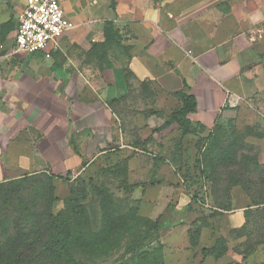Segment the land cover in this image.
Returning <instances> with one entry per match:
<instances>
[{
	"label": "crops",
	"instance_id": "0c3cea01",
	"mask_svg": "<svg viewBox=\"0 0 264 264\" xmlns=\"http://www.w3.org/2000/svg\"><path fill=\"white\" fill-rule=\"evenodd\" d=\"M25 1L0 0V173L7 179L74 172L97 153L123 148L117 134L131 90L151 99L163 119L181 105L176 92L194 95L187 117L208 133L226 114L229 91L260 73L264 0H191L180 14L160 0H58L74 27L32 54L14 50ZM231 212L239 226L244 210Z\"/></svg>",
	"mask_w": 264,
	"mask_h": 264
},
{
	"label": "rangeland",
	"instance_id": "374dc122",
	"mask_svg": "<svg viewBox=\"0 0 264 264\" xmlns=\"http://www.w3.org/2000/svg\"><path fill=\"white\" fill-rule=\"evenodd\" d=\"M160 1L180 14L189 9L185 4L191 0ZM261 58L260 73H253L241 80L242 86L229 91L226 114L217 123L222 141L236 146L234 165L220 166L209 177H203L200 171L205 166L196 163L200 157L198 136H181L177 128L151 134L150 130L161 123L160 118L150 114L155 104L131 90L123 106L127 119L119 121L121 134H117L123 148L89 157L90 161L71 172L67 180L54 179L55 199L49 205L46 197L50 192L43 188L47 181L43 174L27 176L22 194L36 198L32 210L40 214H56L66 207L70 197H76L88 210L95 229L100 227L104 197L113 214L136 208L138 215L158 222L159 229L150 233L142 250L160 242L164 264H264V55ZM148 136L149 141L139 142ZM71 148L77 151L74 143ZM3 177L4 172L0 180ZM237 178L242 185L231 186L229 180ZM192 194L195 199H191ZM217 201L230 203L232 209L217 208ZM2 210L7 209L0 200V216ZM232 210H244L245 219L239 226ZM217 238L223 239L220 245L225 253L219 258L204 254L202 248L212 246ZM126 242L122 240L118 248L99 257H84V262L117 264L130 256L124 250Z\"/></svg>",
	"mask_w": 264,
	"mask_h": 264
},
{
	"label": "trees",
	"instance_id": "16d2710c",
	"mask_svg": "<svg viewBox=\"0 0 264 264\" xmlns=\"http://www.w3.org/2000/svg\"><path fill=\"white\" fill-rule=\"evenodd\" d=\"M111 7L114 8V2H111ZM106 31L111 33L115 30L111 25ZM175 94L181 105L164 119L159 117L156 110L150 111V114L161 119V123L150 130L151 134L165 130L171 132L177 128L181 136L188 134L198 136L196 146L200 157L196 163L205 166L200 171L203 177H209V173H215V169L220 166L234 165L237 162L236 146L222 141L221 127L217 123L214 124L202 139V136L200 137L202 128L198 130L192 127L187 117L196 106L194 95L183 90ZM149 139V136L140 138L139 142L146 143ZM73 152L77 153L75 149ZM70 173V169L64 174L45 171L25 173L17 178L3 177L0 180V200H3L7 209L2 210L0 216V264H86L84 257H99L118 248L124 239L127 240L125 253L130 256L121 259L117 264H164L163 245L160 242H157L155 247L142 250L144 243L150 238V233L159 229V224L156 220L138 215L136 208H130L126 213L113 214L110 207L108 209V199L104 197L101 202V221L98 229L93 227L88 210L76 197H70L66 207L56 214L49 212L40 214L39 211L32 210L36 198L28 199L22 194L27 176L43 174L47 179L43 188L50 192L49 198L46 197L49 205L55 199L52 196L55 189L53 180L56 178L67 180ZM229 181L231 186L242 185L240 178ZM37 192L38 190L34 193ZM195 197V194L191 195V199ZM216 203L217 208L232 209L230 203L222 201ZM9 207L11 210H8ZM195 227L199 230V225ZM222 241V238H217L212 246L202 248V252L211 254L214 258L221 257L226 251L223 245H220Z\"/></svg>",
	"mask_w": 264,
	"mask_h": 264
},
{
	"label": "built area",
	"instance_id": "2783aa9c",
	"mask_svg": "<svg viewBox=\"0 0 264 264\" xmlns=\"http://www.w3.org/2000/svg\"><path fill=\"white\" fill-rule=\"evenodd\" d=\"M74 24L65 17L58 0H26L16 17L14 50L32 54Z\"/></svg>",
	"mask_w": 264,
	"mask_h": 264
}]
</instances>
